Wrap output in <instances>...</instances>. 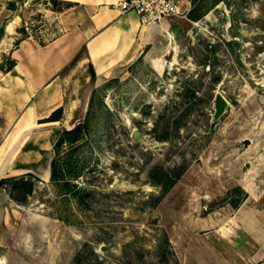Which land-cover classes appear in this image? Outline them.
I'll use <instances>...</instances> for the list:
<instances>
[{"label":"rangeland","instance_id":"1","mask_svg":"<svg viewBox=\"0 0 264 264\" xmlns=\"http://www.w3.org/2000/svg\"><path fill=\"white\" fill-rule=\"evenodd\" d=\"M189 1L205 14L192 21L175 0L181 15L169 21L161 75L139 59L98 85L89 108L90 68L66 72L81 103L56 127L86 122L59 154L77 187L64 193L36 175L29 193L1 185L0 264H181L187 241L205 232L236 264H264L249 258L255 246L244 235L214 231L245 194L248 206L264 207V0ZM72 6L0 0V66L19 39L45 44L84 23L85 11L62 12ZM216 92L228 101L218 119ZM160 171L179 174L155 203L149 195L161 189L150 181Z\"/></svg>","mask_w":264,"mask_h":264},{"label":"crops","instance_id":"2","mask_svg":"<svg viewBox=\"0 0 264 264\" xmlns=\"http://www.w3.org/2000/svg\"><path fill=\"white\" fill-rule=\"evenodd\" d=\"M62 1L73 5L62 12L73 13L71 9L77 8L86 12V21L45 44L29 37L19 39L10 51L14 66L0 70V179L27 173L50 178L53 145L60 134L56 124L69 120L81 103L66 85L65 74L75 64L90 68L93 84L86 104L98 85L113 77L121 79L139 59L157 75L166 70L168 48L164 45L173 16L142 24L134 12L121 14L113 6L121 0ZM182 3L186 14L192 4ZM58 108L62 109L58 119L45 121ZM4 199L0 193V224L5 218ZM245 201L225 226L214 231L244 235L255 246L249 258L264 262V207L259 203L250 207ZM210 235H192L183 248L181 264H236L210 241Z\"/></svg>","mask_w":264,"mask_h":264},{"label":"trees","instance_id":"3","mask_svg":"<svg viewBox=\"0 0 264 264\" xmlns=\"http://www.w3.org/2000/svg\"><path fill=\"white\" fill-rule=\"evenodd\" d=\"M50 1L54 3H59V1L61 0H50ZM220 1L227 2L228 0H215V3L212 4L211 7L215 6ZM201 7L202 4H193L190 10L186 13L187 18L192 21H198L202 17V15L205 14V10L202 11ZM229 43L230 42H228V44ZM6 61L7 62L5 66L3 65L0 66L1 71H9L12 69V67L15 64L14 60L11 58H6ZM95 93H96V89L92 91L89 100V108L92 106L93 97ZM61 111H62L61 108L56 109L52 113V115L45 121L58 119V117L61 114ZM85 126H86V122H84L82 126L76 125L71 129L62 130L61 134L58 136L57 140L53 145L54 157L50 163V180L54 184L60 185V188L65 191L64 193H71L70 188L76 186L75 184L71 183L69 177L76 178L78 176V173L74 172L75 169L70 168L66 160L65 159L62 160L59 157V154L62 153L61 151L62 148H64L65 146H72L82 138L83 129L85 128ZM159 173H158L159 176H157V178H152V180L150 181L151 184L158 186L161 189V194L157 198L152 194L149 195L150 200H154L155 203H158L162 199V197L169 191V189L175 184L179 174L177 173L175 175H172L169 174L170 172L166 173L164 171H160ZM28 176H32L35 178V176L30 173L21 176L6 177L0 179V186L3 184L12 183L13 186L15 187L16 185L19 184V186H26V192L29 193L33 189V184L31 181L27 179ZM9 194L12 199L19 202L20 199H18L12 192H9ZM246 197L247 195L245 194L243 199H245ZM242 200L238 202L236 207H238V205L241 203Z\"/></svg>","mask_w":264,"mask_h":264},{"label":"built area","instance_id":"4","mask_svg":"<svg viewBox=\"0 0 264 264\" xmlns=\"http://www.w3.org/2000/svg\"><path fill=\"white\" fill-rule=\"evenodd\" d=\"M113 6L121 14L134 12L142 24H154L181 15L175 0H121Z\"/></svg>","mask_w":264,"mask_h":264},{"label":"water","instance_id":"5","mask_svg":"<svg viewBox=\"0 0 264 264\" xmlns=\"http://www.w3.org/2000/svg\"><path fill=\"white\" fill-rule=\"evenodd\" d=\"M228 106V101L224 97V95L221 92H216L214 95V112H213V118L218 119L222 113L224 112L225 108ZM132 134L136 137L139 138V133L138 130L135 128L132 131ZM249 139H244V144H248ZM101 250H105V246L101 245L100 246Z\"/></svg>","mask_w":264,"mask_h":264}]
</instances>
